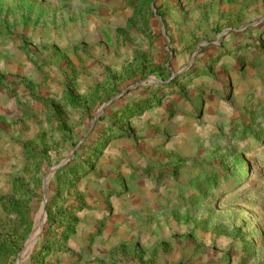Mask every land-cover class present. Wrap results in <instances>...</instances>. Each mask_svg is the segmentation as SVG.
<instances>
[{
	"label": "rangeland",
	"instance_id": "1",
	"mask_svg": "<svg viewBox=\"0 0 264 264\" xmlns=\"http://www.w3.org/2000/svg\"><path fill=\"white\" fill-rule=\"evenodd\" d=\"M43 208L21 264H264V0H0V264Z\"/></svg>",
	"mask_w": 264,
	"mask_h": 264
},
{
	"label": "water",
	"instance_id": "2",
	"mask_svg": "<svg viewBox=\"0 0 264 264\" xmlns=\"http://www.w3.org/2000/svg\"><path fill=\"white\" fill-rule=\"evenodd\" d=\"M106 106H107V105H105L103 108H101V109L99 110V112H98V116L103 112V110L105 109ZM68 161H69V159L63 161L58 167H55V168H53V169L51 170V172L48 174V176H47V178H46V180H45V182H44V189H45V191H46L47 181L52 177V175H53V174H54V173H55L60 167H62V166H64L65 164H67ZM45 205H46V196H45V198H44L43 207H45ZM41 217H43L44 220H45V218H46V213H45V209H44V208H43V211H42ZM44 220H43V221H44ZM43 221H42V224H43ZM41 228H42V225L40 226V228L36 229V230L33 232V234L31 235L29 242L27 243V245L25 246L24 251H23V252L21 253V255H20V259H19V261H18V264H21V262H22V258L28 253V251L30 250V248L32 247V245L35 243L36 238H37L38 234H39L40 231H41Z\"/></svg>",
	"mask_w": 264,
	"mask_h": 264
},
{
	"label": "crops",
	"instance_id": "3",
	"mask_svg": "<svg viewBox=\"0 0 264 264\" xmlns=\"http://www.w3.org/2000/svg\"><path fill=\"white\" fill-rule=\"evenodd\" d=\"M92 196H93V195H92ZM119 197H120V199H119V198L116 199V201H114V204H112V207H115V206H116V203L119 204V205L126 204L127 198H128L129 196H128L127 194H121ZM144 198H145V197H144ZM94 199H95V198H94ZM95 200H96V199H95ZM144 201H145L147 204L149 203L146 199H144ZM114 209H115V208L112 209L113 212H114ZM116 212H118V211H116ZM121 212H123V210H122ZM120 218H121V220H123L124 216L121 215ZM118 219H119V215H118V213H115V215H114V220L117 221ZM131 220H132V219H131Z\"/></svg>",
	"mask_w": 264,
	"mask_h": 264
},
{
	"label": "bare ground",
	"instance_id": "4",
	"mask_svg": "<svg viewBox=\"0 0 264 264\" xmlns=\"http://www.w3.org/2000/svg\"><path fill=\"white\" fill-rule=\"evenodd\" d=\"M44 220V218L42 217V221ZM42 221H41V225H42ZM44 222V221H43Z\"/></svg>",
	"mask_w": 264,
	"mask_h": 264
}]
</instances>
